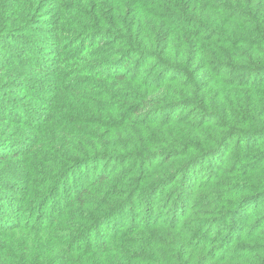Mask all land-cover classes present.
<instances>
[{
    "label": "trees",
    "instance_id": "obj_1",
    "mask_svg": "<svg viewBox=\"0 0 264 264\" xmlns=\"http://www.w3.org/2000/svg\"><path fill=\"white\" fill-rule=\"evenodd\" d=\"M0 264H264V0H0Z\"/></svg>",
    "mask_w": 264,
    "mask_h": 264
}]
</instances>
